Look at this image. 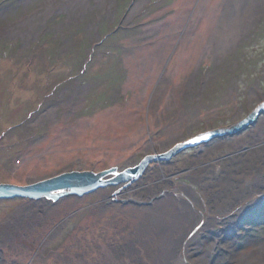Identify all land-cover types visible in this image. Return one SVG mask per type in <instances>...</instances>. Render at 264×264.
Returning <instances> with one entry per match:
<instances>
[{
    "label": "rangeland",
    "instance_id": "rangeland-1",
    "mask_svg": "<svg viewBox=\"0 0 264 264\" xmlns=\"http://www.w3.org/2000/svg\"><path fill=\"white\" fill-rule=\"evenodd\" d=\"M262 104L264 0H0V183L123 171ZM242 161L264 111L127 187L0 201V264H264V192L219 212L205 183Z\"/></svg>",
    "mask_w": 264,
    "mask_h": 264
},
{
    "label": "water",
    "instance_id": "water-1",
    "mask_svg": "<svg viewBox=\"0 0 264 264\" xmlns=\"http://www.w3.org/2000/svg\"><path fill=\"white\" fill-rule=\"evenodd\" d=\"M263 111L264 104L248 119L239 123L234 128L209 132L188 141L178 143L165 153L147 155L138 165L123 171H120L117 167H112L99 173L93 171H71L25 186L0 183V201L22 198L34 201L47 199L55 202L68 195L82 197L87 194H92L98 189L111 186L123 184L124 187H127L139 181L151 164L169 162L183 152L206 143L212 138L222 136L226 133H238L254 122Z\"/></svg>",
    "mask_w": 264,
    "mask_h": 264
},
{
    "label": "bare ground",
    "instance_id": "bare-ground-1",
    "mask_svg": "<svg viewBox=\"0 0 264 264\" xmlns=\"http://www.w3.org/2000/svg\"><path fill=\"white\" fill-rule=\"evenodd\" d=\"M262 159L263 157L259 158L258 161L261 162ZM260 168L264 169V167L258 166L257 163L242 161L241 164L235 165L230 169V171L228 172V176H221V174L217 172L215 174H212L211 176H208L205 183L209 185L210 188H212V192L214 193L213 197L217 200V202H219L217 211L222 212L228 210L229 207H232L241 197H248L249 195L254 193L264 192V171H260ZM143 177L144 175L142 176V178ZM147 234H150V232H148ZM144 237L147 238L149 244V248L145 249L150 252V254H152L153 251L156 250V247L154 245L155 240H153L154 236L150 234L149 239L148 235H144ZM177 241H179L178 238L174 243H176ZM142 244L145 246V243ZM132 246V244H128L126 245V247L124 246L121 251H116V255H118L119 257H116L114 259L118 260L119 258H121L120 255L131 256L132 254H134ZM170 252V256L175 255L177 253V249L174 247V249L170 250ZM263 253L264 247L256 254L260 256ZM257 259L261 258L253 255L250 261L247 262L245 259H241V261L246 264H261L260 262L256 261ZM135 263L137 264V261H135Z\"/></svg>",
    "mask_w": 264,
    "mask_h": 264
}]
</instances>
